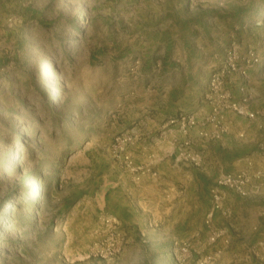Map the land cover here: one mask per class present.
Listing matches in <instances>:
<instances>
[{
	"label": "rangeland",
	"instance_id": "obj_1",
	"mask_svg": "<svg viewBox=\"0 0 264 264\" xmlns=\"http://www.w3.org/2000/svg\"><path fill=\"white\" fill-rule=\"evenodd\" d=\"M0 264H264V0H0Z\"/></svg>",
	"mask_w": 264,
	"mask_h": 264
},
{
	"label": "built area",
	"instance_id": "obj_2",
	"mask_svg": "<svg viewBox=\"0 0 264 264\" xmlns=\"http://www.w3.org/2000/svg\"><path fill=\"white\" fill-rule=\"evenodd\" d=\"M243 178H245V174L244 173H238L236 175H223L219 178H217L216 180V184L214 186V188L211 190V197H212V201H213V209H218L219 208V192L218 189L220 187H229V188H239V186L244 182ZM211 214V213H210ZM209 214V215H210ZM208 215V216H209ZM219 236V234H214L211 239L213 240L214 237Z\"/></svg>",
	"mask_w": 264,
	"mask_h": 264
}]
</instances>
